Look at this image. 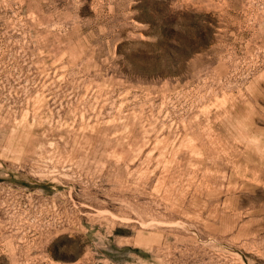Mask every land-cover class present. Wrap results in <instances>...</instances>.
I'll return each instance as SVG.
<instances>
[{
	"label": "rangeland",
	"instance_id": "374dc122",
	"mask_svg": "<svg viewBox=\"0 0 264 264\" xmlns=\"http://www.w3.org/2000/svg\"><path fill=\"white\" fill-rule=\"evenodd\" d=\"M0 264H264V0H0Z\"/></svg>",
	"mask_w": 264,
	"mask_h": 264
}]
</instances>
